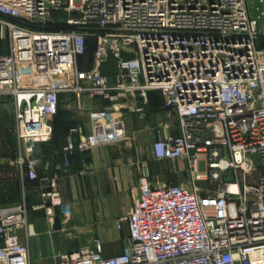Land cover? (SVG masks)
Returning <instances> with one entry per match:
<instances>
[{
    "label": "built area",
    "instance_id": "1",
    "mask_svg": "<svg viewBox=\"0 0 264 264\" xmlns=\"http://www.w3.org/2000/svg\"><path fill=\"white\" fill-rule=\"evenodd\" d=\"M57 22L69 29H47ZM0 28L9 41L0 103L13 99L18 141L11 164L40 184L36 208L48 217L68 212L56 180L41 177V147L53 139L63 95L76 97L81 113L83 97L109 104L88 112L93 131L67 157L128 141L125 115L143 113L154 92L178 121L176 138L157 130L152 154L184 162L187 182L143 178L117 221L128 233L124 252L105 257L97 239L57 264H264V21L250 16L247 0H0ZM90 47L94 66L83 70ZM110 60L113 81L101 71ZM4 187L0 264H30L29 209L2 205Z\"/></svg>",
    "mask_w": 264,
    "mask_h": 264
},
{
    "label": "crops",
    "instance_id": "2",
    "mask_svg": "<svg viewBox=\"0 0 264 264\" xmlns=\"http://www.w3.org/2000/svg\"><path fill=\"white\" fill-rule=\"evenodd\" d=\"M4 42L8 44L7 54L8 35L0 28L1 50L4 49ZM93 53L91 47L86 57L80 59L81 69L93 68ZM101 71L112 81L119 73L114 60L104 64ZM7 101L14 108L15 132L13 99L7 98L5 103ZM5 103H0V109ZM81 103L85 110L83 113L77 109L76 97H61L52 119L53 142L45 145L41 151L47 167V170L41 172V177L56 180L61 200L68 207L66 215L59 207L54 209L52 218L47 216L45 209H37L43 202L40 184L24 181L20 172L16 168H9L7 159L0 155V185L5 186L2 205L26 204L31 228L36 233L29 242L30 264H57L58 255L93 246L97 239L102 242L105 257L122 254L128 233L126 228L118 230L117 221L132 211L134 195L141 180L152 179L148 163V154L152 155L153 146L148 144L152 121L158 119L157 130H162L163 138H176L180 135L176 115L165 108L163 96L154 92L149 94L148 105L144 107L143 113L127 112L124 121L128 141L96 148L85 154L74 152L67 157L66 149L76 146L81 137L93 131L88 112L103 111L109 105L88 96L83 97ZM74 130L77 133H73Z\"/></svg>",
    "mask_w": 264,
    "mask_h": 264
},
{
    "label": "rangeland",
    "instance_id": "3",
    "mask_svg": "<svg viewBox=\"0 0 264 264\" xmlns=\"http://www.w3.org/2000/svg\"><path fill=\"white\" fill-rule=\"evenodd\" d=\"M248 10L250 16L257 18L260 16L261 21H264V3L259 0H247ZM8 51V44L4 42V49H0V55H4ZM1 103H5L3 100ZM14 108L7 101L5 106L0 109V155L7 159V166L11 169L15 167L11 164V161L16 158L18 141L14 132ZM126 117V115H125ZM151 136L149 137L148 144L152 145L156 139V130L158 127V119L152 121ZM54 139V138H53ZM52 139V142H53ZM51 142V143H52ZM50 143V144H51ZM44 146L41 147L43 152ZM141 152V150H140ZM148 163L152 171V182L167 183L171 185H181L187 182L188 176L186 172V165L182 161L168 162V161H156L153 154H148ZM200 172H206L205 163L201 162Z\"/></svg>",
    "mask_w": 264,
    "mask_h": 264
},
{
    "label": "trees",
    "instance_id": "4",
    "mask_svg": "<svg viewBox=\"0 0 264 264\" xmlns=\"http://www.w3.org/2000/svg\"><path fill=\"white\" fill-rule=\"evenodd\" d=\"M48 30H51V31H61V30H68L69 28L63 24V23H60V22H57L55 25L53 26H50L47 28ZM91 48V47H90ZM89 48V49H90ZM88 49V51H89ZM52 142V141H51Z\"/></svg>",
    "mask_w": 264,
    "mask_h": 264
},
{
    "label": "water",
    "instance_id": "5",
    "mask_svg": "<svg viewBox=\"0 0 264 264\" xmlns=\"http://www.w3.org/2000/svg\"><path fill=\"white\" fill-rule=\"evenodd\" d=\"M258 46L263 47L264 46V36L258 37Z\"/></svg>",
    "mask_w": 264,
    "mask_h": 264
}]
</instances>
